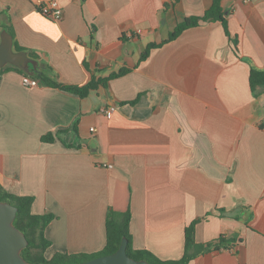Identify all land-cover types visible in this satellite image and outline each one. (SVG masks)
I'll return each instance as SVG.
<instances>
[{
    "label": "crops",
    "instance_id": "0c3cea01",
    "mask_svg": "<svg viewBox=\"0 0 264 264\" xmlns=\"http://www.w3.org/2000/svg\"><path fill=\"white\" fill-rule=\"evenodd\" d=\"M38 1L0 0V30L40 73L83 85L129 70L85 97L0 74V183L53 215L46 258L103 249L112 208L131 212L133 248L162 260L183 256L199 220L198 242L236 243L190 264H264V89L249 81L264 70V0L222 1L237 46L220 21L163 43L213 0H58L59 21ZM59 130L75 147L42 140Z\"/></svg>",
    "mask_w": 264,
    "mask_h": 264
},
{
    "label": "trees",
    "instance_id": "16d2710c",
    "mask_svg": "<svg viewBox=\"0 0 264 264\" xmlns=\"http://www.w3.org/2000/svg\"><path fill=\"white\" fill-rule=\"evenodd\" d=\"M223 0H213L211 7L201 16L187 17L184 21L179 23L175 30L170 34L168 39L164 42L170 41L178 37L185 29L199 25L203 21H220L226 31V34L232 39L233 43L237 46L238 40L231 36L228 29V19L226 11L222 6ZM1 33V30H0ZM1 40V38H0ZM161 44L150 43L143 51L140 60L146 59L153 48L159 47ZM15 50H22V48L15 46ZM31 56H34L31 54ZM8 68H14L17 71L25 74L21 69L13 65H6L5 67L0 66V74H2ZM129 70L123 68L117 72L111 73L107 77H98L93 75L92 78L83 85L64 84L50 78L45 73H38L33 76L44 82L45 84L53 87H59L66 91L75 93L81 97L89 95V93L97 89L100 85L108 86L109 81L112 78L125 75ZM250 87L253 92H256L258 88L264 89V70L252 68L250 72ZM136 100L132 101V103ZM67 130H59L56 133H48L43 135L42 140L45 142H54L56 139L61 140L66 144L67 147H75L73 144L66 143L63 134ZM0 200L9 202L18 208L17 216L14 224L17 228L23 231L28 240L29 244L22 251L25 259L31 263L40 264H74L91 260L93 258L114 253L120 247L123 237H127L129 240L128 244V255L134 259H144L151 264H190L199 255H203L207 252L219 250L221 248L232 247L236 240L234 238L227 239L224 236L219 237L216 240L209 242H198L196 240V225L199 220H194L185 229V247L184 254L178 260H162L158 258L148 249H134L133 239L130 232L131 212L128 211H117L112 208L108 210L106 218V232L107 241L103 249L94 253H67L58 252L52 258L47 259L45 252L50 246L51 242L45 237V228L53 219L52 214H35L33 213V196L17 195L5 190L0 183Z\"/></svg>",
    "mask_w": 264,
    "mask_h": 264
},
{
    "label": "water",
    "instance_id": "95a60500",
    "mask_svg": "<svg viewBox=\"0 0 264 264\" xmlns=\"http://www.w3.org/2000/svg\"><path fill=\"white\" fill-rule=\"evenodd\" d=\"M0 38L1 67L13 65L31 76H36L44 68V63L30 56L28 51L15 50L13 35L7 29L1 31ZM17 212L15 205L0 200V264H40L27 261L22 254L29 240L14 224ZM128 244V238L123 237L120 247L114 253L74 264H151L144 259L130 257Z\"/></svg>",
    "mask_w": 264,
    "mask_h": 264
},
{
    "label": "built area",
    "instance_id": "2783aa9c",
    "mask_svg": "<svg viewBox=\"0 0 264 264\" xmlns=\"http://www.w3.org/2000/svg\"><path fill=\"white\" fill-rule=\"evenodd\" d=\"M38 6L40 12L47 18L55 21H59L63 18L64 10L58 0H39ZM22 83L25 86L36 87L39 86L41 82L39 79L25 73L22 76ZM114 110H116V106L103 107L101 109L102 112L106 113ZM92 130H94V128H92Z\"/></svg>",
    "mask_w": 264,
    "mask_h": 264
}]
</instances>
